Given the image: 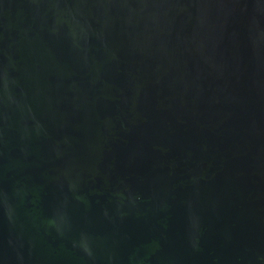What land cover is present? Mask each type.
Returning <instances> with one entry per match:
<instances>
[{
	"label": "water",
	"instance_id": "95a60500",
	"mask_svg": "<svg viewBox=\"0 0 264 264\" xmlns=\"http://www.w3.org/2000/svg\"><path fill=\"white\" fill-rule=\"evenodd\" d=\"M0 264H264V0H0Z\"/></svg>",
	"mask_w": 264,
	"mask_h": 264
}]
</instances>
